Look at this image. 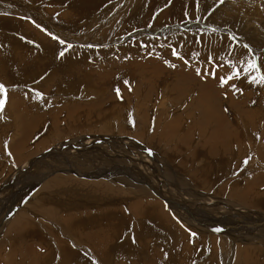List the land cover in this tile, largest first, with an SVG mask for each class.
I'll return each mask as SVG.
<instances>
[{
	"label": "bare ground",
	"instance_id": "6f19581e",
	"mask_svg": "<svg viewBox=\"0 0 264 264\" xmlns=\"http://www.w3.org/2000/svg\"><path fill=\"white\" fill-rule=\"evenodd\" d=\"M9 45L10 42L1 45L7 50L8 55L10 54L8 52ZM25 52L27 50L21 49L18 55ZM29 53L31 54V52ZM36 55L39 56L38 65L41 69V66H45L47 63L43 58L48 59L50 65L52 58L54 59V57L51 58L46 47ZM158 56H161L160 53ZM158 56L148 58L145 56L138 60L130 59L129 62L121 65L119 63L112 65L109 62L108 66L105 65L110 68L104 69V72L99 70L92 73L91 70L79 71L78 69L77 77L69 81L68 87L75 85L76 82L83 85L88 82L91 87L95 81L92 90L96 87L97 89L106 87L113 91L111 94L104 95L107 98V101H104L106 104L101 102L91 106L87 113L93 117L102 116L107 110L116 111L122 104V100L136 99L135 106L137 111L139 110L143 115V121H150L152 117L149 114L154 111L152 106L146 110L141 108L143 103L153 102L156 105L159 103L161 93L165 94L164 98L171 104V108L178 111V114L174 120L165 123L168 132L161 133V139L167 143L171 141V132L180 130L183 125H187L189 119L190 121H188L192 125L187 127L186 132L182 135L183 141L188 145L186 149H188L189 157H177L176 155L173 157L174 161H172V157H152L151 159L140 157L136 155V147L127 145V143L125 151L116 150L123 157H110L108 153H102L100 149L85 147L84 145H89L87 142L90 137L84 139L83 143L81 140L73 141L74 146L71 144V148L65 147L64 151L59 150L62 148L58 147L56 153L59 154L57 155L55 153L49 157L43 154L36 157L26 164L22 172L19 171L15 174V182L10 183V185H14L21 174L28 176L25 192L21 199L17 197L20 199L19 202L13 200V196L12 199H7L6 195L3 200H13L12 206H6L5 202L0 203V242H2V237H5L0 245L2 264H88L86 259L88 255H96L105 263L110 257L126 256L139 258L142 264H169L171 259L174 263V258L175 264H188L206 250V245L208 259L212 261L210 264H214V262L218 264L219 262H216L215 259L221 254H224L226 259L223 262L226 264H231L232 261L233 264H264V210L260 209L264 206V145L253 148L254 156L247 165L248 171L247 167L246 169L241 167V161L246 159L249 153L251 154L250 149L252 148L247 146L248 142L242 137V133H247L249 130L251 133L262 129L260 138L264 140V107L256 110V102L247 96L241 97L242 92H236L235 81L233 78L227 79L232 75H228L229 69L226 71L224 65L216 67L213 64L207 65L204 61L188 62L187 60L182 62L181 59H162ZM2 59H7L8 63L13 62L5 57ZM21 60L19 59V61ZM55 60L57 61V59ZM1 63L0 72L4 74V82L8 83L7 79L13 80L12 67L10 65L9 69V65L4 66L5 62ZM79 63L82 65L84 62ZM16 67V74L23 73L25 70L19 64ZM32 69L35 70L34 67ZM31 77L33 76L31 75ZM21 78L23 77L19 79ZM223 79L227 80V83L221 87ZM56 81L57 84L64 82L61 78ZM160 87L165 90L161 92ZM223 88L224 91L221 90ZM51 90L53 88L45 89L44 93H49ZM116 90H119L120 100L117 96L115 97ZM70 91L72 92V89H68L66 92ZM56 92H58L57 89ZM187 93H193L194 98L187 99ZM15 95L8 93L9 99L5 104V111L9 114L10 129L16 130L20 135L18 143L12 145V150L17 157L18 153H23L24 142L28 138H32L36 132H40L46 122L43 120L44 113L36 112L32 105H29L28 108L27 105H24L28 100L26 102L23 95L26 99L32 97L30 93H15ZM99 96L103 97V95ZM133 97L135 99H132ZM240 101L243 102L239 105ZM155 110L154 112L158 111V109ZM236 113L244 122L245 132L238 129L240 127L234 118ZM72 114L73 112L67 111L65 114H60L59 118L53 117V122L51 120L50 123L56 126L57 123H67L69 120L70 125H73L76 116ZM67 115L68 117H66ZM145 115L149 117H145ZM40 124H43V127ZM95 138L96 140L100 139ZM195 138L200 140L198 148L205 150L195 149L196 145L193 147ZM101 140L104 138L101 137ZM90 143L92 144V142ZM60 151L64 153L61 154ZM90 153H96V157H90ZM177 153L179 156L181 150H178ZM38 161L39 163H37ZM141 161L144 162L145 169L149 166L148 172L141 171ZM171 162L179 170L185 172L190 179L189 183L171 175V172L162 170L164 165L169 166L167 168H173ZM240 167L242 171H237ZM57 171L58 173H55ZM236 172L238 176H236ZM114 173L113 179L117 183L127 186V189L114 191L99 187L110 186L105 181H93L96 183L95 185L86 181L90 179L86 178V175L93 174L97 177L104 174L110 178ZM51 175L55 180H51L47 184L58 179L71 182V186L63 190L66 193H63L64 197L66 195V200L56 194L49 196L50 193H55L58 190H46L41 192V195L33 202V209H21L23 213L27 212V214H21L19 206L29 204V199L26 202L24 199H27V196ZM177 175L182 177L179 172ZM66 176L71 177L67 179ZM227 179L229 181H226ZM188 186L194 188L189 191L190 194L187 191H182L184 187ZM87 190L89 192L97 190L102 193L101 195L105 194L101 200L105 202L110 200L112 204L102 206L101 203L99 207L97 201L93 204L97 206H92L94 197L95 200H100L101 195L96 197V191L94 197L87 195ZM197 190L203 191L199 193ZM205 191H212V194L206 195ZM73 192L77 196L72 200L70 197L73 196L71 194ZM215 194H221L224 200L221 199L222 201L219 202L218 197L222 196L217 197ZM117 195L118 199H116ZM152 195L176 206L172 205L167 208L162 203L158 204L152 200ZM59 196L61 195L59 194ZM188 196H190V200L187 199ZM181 199L190 202L184 204ZM36 206L39 208V211L36 210L37 214L34 212ZM14 209L17 211L14 212ZM164 209L169 210L165 211ZM167 211L184 224L172 218ZM212 230H215V233H212ZM162 236L166 239V243ZM156 237H161L163 241L157 239L166 244L165 246L162 243L164 255L158 249L154 251L150 249L154 247H150V243H153V240L157 241ZM2 245L4 248H1ZM149 250L151 251L149 252ZM204 263L208 264L207 261L202 264Z\"/></svg>",
	"mask_w": 264,
	"mask_h": 264
},
{
	"label": "rangeland",
	"instance_id": "374dc122",
	"mask_svg": "<svg viewBox=\"0 0 264 264\" xmlns=\"http://www.w3.org/2000/svg\"><path fill=\"white\" fill-rule=\"evenodd\" d=\"M27 11L29 12V14ZM184 13L192 18V23L190 25H187V30L184 31L185 33L181 32V37H177L175 34L174 38L172 36V38L169 37L167 40L163 41L162 35L165 33V31L161 30L160 33L156 34L157 32H159V30L156 29H159L164 25L169 26L168 30H173L174 27H176L177 29H179L180 27L184 28V25H180V22L185 19V16L183 15ZM29 19L32 20L33 24L29 23ZM198 19L203 21V23ZM0 20V39L2 38L0 40V47L2 44L10 42V49H8V52L10 54L13 52L11 58H9L10 54L8 55V53H6L7 50H5L7 46H4L5 49L3 47L0 48V66H2L1 62H5L4 66L9 65L10 69L11 65L13 71V80L11 81V79H7L8 83H6V81L4 82V74L0 72L2 73L0 74V84L4 86V94L6 95V97H4L2 92H0V100H4V104H7L9 99L7 97L8 93H13V96H16L15 93H18L17 87H19V89H21L22 87V91H18L20 93H30L32 97L30 96L29 98H34L35 100H31L32 103H30V100H28V103L32 104V106L35 107L34 110L36 112H41L40 108L44 107V105L36 104L42 101L43 98H40L38 95H36V92L40 91L44 93L45 89L53 88V90L49 92V96L45 98V100L48 101V105L50 102L49 111L46 113L42 111L44 113L43 120L46 122V124L44 127L43 124H40L43 127L42 130L40 132H36L32 138L30 137L24 142L23 153H18L16 157L15 152H13L12 150V145L18 143V136H20L17 131H13V129H10L8 123L6 124L7 126L2 125L3 128H6H0V203L5 202V205L8 207L12 206L13 200H18L19 202L23 192H25V189L27 187L28 176H26L25 174H21L20 178L22 180L18 178V181L14 185H10V183H12L13 181L15 182L14 175L19 173V171L22 172L25 169L24 167L26 166V164L31 160L36 159V157L42 156L43 154L50 157L52 154H55L57 152L58 147L62 148L63 145H66L65 147L67 148H71L70 145L73 141L81 140V143H83L84 139H89L88 137H90L89 142H87L89 143V145L84 146L88 148L95 147L96 149H100L102 150V153H108L110 157H123L122 155H119L117 151H125V149H127L125 146L126 143L127 145L136 147V155H139L140 157H148L150 159L152 157H172V161L175 160L173 157H176V155L177 157H189L188 149H186L188 145L185 144L182 138V135L186 132V128L192 125L191 122H189V119V121L187 120V125H183L180 130L178 129L171 132V141L167 143L166 141L164 142V140L161 139V133L168 132V128L165 127V123L174 120L178 114V111H175L173 108H171V104L168 103V100L166 98H164L165 94L161 93V97L158 100L159 103H156V105L153 102H147L143 103V106H141V108H144L145 110L149 106L154 107V111H156L155 109H158L157 112L152 111V114H149V116L152 117L150 121H143V115H141L139 110L137 111V108L135 106L137 101L134 97L132 99L135 100H128L129 102L126 100H122V104L124 107L121 104L119 109L117 108L118 110L116 109V111L107 110L105 113H103L102 116H99L100 118L93 117L92 115H89L87 113L89 112L91 106L96 103H105L107 101V98L104 95H106V93L111 94L113 93V91L108 88L106 89V87H101L98 89L96 87L94 90H92L95 81L93 86L91 87L88 85V82L85 85L76 82L75 85H71L70 87H68L69 81L77 77L78 69L79 71L91 70L92 73L99 70L104 72V69L107 70L110 68L107 67V63L109 62H111L112 65H116L117 63L121 65L129 62L130 59L138 60L142 57L144 58L145 56L147 58L153 56L156 57L159 55V53L161 56L158 57L162 59H179L173 58L171 56L170 49H168V47H165V41H167L169 44L188 41H192V43H194V36H197L198 34L190 35V33L197 29L198 33H203L199 36L200 44L196 49L176 48V54H180V56L178 57H181V55L182 57H185L188 54L195 55L196 58H188V62L204 61L207 65L213 64L216 67L224 65V69L226 71L229 69L228 75H232V78L235 81L236 92H242L241 97L247 96L253 102H256V110L258 108L260 109V107H264V83H262L264 82V0H223V2H221V0H0ZM176 20H178L177 24L171 23ZM44 32L51 34L53 37L60 38V40H52V36ZM153 32L155 34L154 36H160V42L163 47H161L160 45H158L160 46L158 47L156 45L145 44L146 42L150 43V36H152L151 34H153ZM229 33L236 36V40H234L232 38V35H230ZM216 34L224 41V48L226 49V52L221 51V56L212 57V51L210 49H206L205 45H207V43L219 44V39L215 38ZM168 36L169 34L165 33V37ZM206 36L208 38H204ZM202 39L204 40V44ZM135 41H139L140 44L134 45L133 42ZM229 41L235 43L236 46L233 44L227 45L226 42ZM192 43L191 45H193ZM44 46L46 47V49H48V53L50 54L51 58L54 57V59H57L58 62L56 60L54 61V59L52 58L50 65L48 59L43 58L45 60V63H47L45 66H41V69L38 65L39 56H37L36 53L38 54L41 52V49H45ZM152 46L153 48H155V52L150 55ZM21 49L27 50V52L31 49L29 51L31 52V54L29 52V54L25 52L24 54L18 55V52ZM14 52L17 54H15ZM62 52L63 55H60V53ZM27 56L28 58H26ZM3 57L11 59V61L13 62L8 63L7 59H2ZM218 58L221 60H218ZM19 59L22 60L19 61ZM26 59L29 60L27 61ZM226 59H231L234 62L228 60L227 62L229 63L226 64ZM59 61H61L60 64L63 65L60 66V64H58ZM81 61L84 62V67H82L83 64L81 65L79 63ZM53 63L55 64L52 65ZM252 63H255L256 67L252 68L251 71L248 69V67ZM17 64L25 69L23 73H15ZM58 65L59 67H57ZM32 67L35 68L34 71ZM46 67L49 68L45 69ZM54 69L57 71H55ZM230 70L232 71V73ZM234 73L236 74L235 76L233 75ZM251 73H254L255 75L253 76L251 75ZM31 75L33 77H31ZM36 75H38L39 77ZM20 77H23L25 79L21 81L23 78L19 79ZM26 77L28 80L26 79ZM60 78L64 81V84H57L56 79L60 80ZM127 83L129 84V82ZM23 85L25 87H29V89L26 90L25 88H23ZM56 89L58 90V92H56ZM68 89H72V92H66L68 91ZM162 90L165 89L163 87H160L161 92ZM221 90L224 91V88ZM232 90H234V88H232ZM119 94V90L118 92L116 90L115 97L117 96L120 100L121 97L118 96ZM99 95H103V97ZM186 98L191 100L192 98H194V94L187 93ZM189 100H186V102H189ZM42 102H44V100ZM242 102L243 101H240L239 105ZM55 103L57 104V106L54 108ZM29 104L25 103L24 105L29 106ZM5 108L3 111L5 113H0V116L4 115L5 118L2 117L3 119L10 120L8 117L9 114L6 113ZM67 111L73 112V114L76 116L75 123L73 125H70L69 120L67 121V123H57L56 126H53L50 123L53 117L59 118L60 114H65V112ZM234 115L233 116L236 119V123L240 127L238 129H242V131L245 132L244 122H242L241 117L238 113ZM149 116L145 115V117ZM66 117H68V115ZM10 130L13 132V134L11 136H8ZM249 131L247 133H242V137H244L246 139V142H248L247 146L252 147L250 149L251 154L249 153L248 156H246L247 158L241 161V167L244 169H246L247 167V171V165L251 162V159L254 156L253 148H258L264 145V140H261L260 138L262 129H259L258 131H252L251 133H249ZM95 137L100 138L98 140H100L101 143H95L97 141ZM101 137H103L104 140H101ZM33 139H36L34 143L30 141ZM90 142H92V144ZM199 142L200 140L198 138H195V140L193 141V147H195L196 145L195 149L199 147ZM47 149H50V154L44 153ZM198 149L205 150L202 148ZM52 150H54V152H51ZM178 150H181V154L179 156L177 153ZM60 153L63 154L64 152L60 151ZM57 154L59 153H56L55 155ZM70 154H73V152H70ZM89 155L90 157H96V153H90ZM143 161H141L140 163V169L142 168L141 171L146 173L148 172V170H150V168L149 166H147L145 169ZM245 161L246 163H244ZM37 163H39V161ZM198 164L199 162L197 163V165ZM167 167L169 166L164 165L162 167V170L168 173L171 172V175L181 178L185 182L189 183V177L186 176L185 172H183L181 169L179 170V168L175 166L173 162H171V167H173L174 169ZM241 167L238 168L237 171H242ZM178 172L182 174L183 178L180 175L176 176ZM55 173H58V171ZM113 175H115V173L112 174V177L110 178H107L106 176H104V174L97 177H95V175L93 174L91 176L86 175V178L91 179H88L86 181H89L91 185L96 184L93 181H105V183L110 186L102 185L99 187L108 188L114 191H116L117 189H127V186L117 183L113 179ZM23 176L25 177L22 178ZM52 176L53 175L48 177L35 191H32L30 195L27 196V199H24H29V204H22L21 206H19V210L33 209V202H35L36 199L41 195V192L46 190H58L57 192L55 191V193H50L49 196H53L51 194H56V196L58 195V197H64L63 195L66 193H64L65 191L63 190L69 188L71 186V182L65 179H58L51 184H47L49 181L55 180ZM236 176H238L237 172ZM70 177L71 176H66L65 178L68 179ZM226 181H229V179H227ZM183 189V192L187 191V193L190 194L189 191L194 188L188 186L184 187ZM95 191L90 190L89 192L87 190V195H93L94 197L95 194L96 197H99V195L102 194L97 190ZM202 191L200 190L198 192L202 193ZM74 193L75 192L71 193L73 195L70 197L72 200L77 196V194L75 193V195ZM59 194L61 196H59ZM205 194H212V191H205ZM6 195L8 197L7 199L10 200L13 197L14 199L12 201H4L3 197H5ZM215 195L217 197L222 196L221 194ZM17 197L20 199H18ZM65 197L63 198V200H66ZM104 197L105 194L99 197L100 200H95L96 198L94 197L92 206H97L93 205L94 202L97 201L99 203V207L101 206V203L102 206L112 204L110 200H107L106 202L101 200ZM117 197L118 195L116 196V199H118ZM151 197L152 200L156 201L158 204L162 203L167 208H170L172 205L174 207L176 206L158 198L157 196L154 197V195H152ZM187 199L190 200V196H188ZM221 199L224 200L223 196L218 197L219 202L222 201ZM181 200L184 204H189L190 202L188 200ZM260 209L264 210V206L260 207ZM36 210L39 211L38 206L34 208L35 214L38 213ZM13 211L15 212L17 210L14 209ZM167 212L168 214L170 213L169 211ZM25 213L27 214L26 211ZM25 213H23L21 210V214ZM171 217L175 218L174 215H172ZM176 220L182 223L181 220ZM247 225L250 226V224ZM108 228L110 229V227ZM158 232H160V230H158ZM211 232L215 233V230H212ZM3 237L0 245L3 243V240H5V237ZM157 238L162 241L163 239H165L164 236H162L163 239L161 237H156L155 240L157 241L153 240V243H150V247L154 246V249H150L152 251L158 249L164 255V248H162V243H164L166 239L164 240V242H162ZM165 243L164 245L166 246ZM1 248H4V246L2 245ZM205 248L206 252L204 251L198 257L199 259L194 258L195 260L192 261V263H189L202 264L203 262L207 261L208 264H210L212 261L208 259L209 254H207V245L205 246ZM151 250H149V252ZM223 255L224 254H221L216 257L215 260H217L216 262H219L218 264L224 263L223 261H225L226 258ZM96 257V255H88L86 257V259L88 260V264H122L124 262H126L127 264H142L141 260L136 257H110L108 261H106V263L100 257ZM173 262L174 263H172L171 259L169 264H175V258L173 259ZM0 263L2 264V260L0 261ZM214 264L217 263L214 262ZM231 264H233V261Z\"/></svg>",
	"mask_w": 264,
	"mask_h": 264
},
{
	"label": "snow or ice",
	"instance_id": "6c2138e0",
	"mask_svg": "<svg viewBox=\"0 0 264 264\" xmlns=\"http://www.w3.org/2000/svg\"><path fill=\"white\" fill-rule=\"evenodd\" d=\"M221 2H223V0H221ZM53 38H55V37H53ZM60 55H63V52L60 53ZM255 67H256V66H255V63H252V64L249 65V68H250V69L255 68ZM197 74L199 75V72H198ZM233 75L235 76L236 74L234 73ZM228 79L230 80V79H232V77H229ZM254 79H255V78H254ZM226 83H227V80H222L220 86H221V87H224V85H225ZM3 91H4V86H3L2 84H0V92H3ZM117 91H118V90H117ZM4 103H5L4 100H0V110L3 109V107H4ZM150 154H151V153H150ZM245 163H246V161H245ZM193 235H194V234H193Z\"/></svg>",
	"mask_w": 264,
	"mask_h": 264
},
{
	"label": "crops",
	"instance_id": "0c3cea01",
	"mask_svg": "<svg viewBox=\"0 0 264 264\" xmlns=\"http://www.w3.org/2000/svg\"><path fill=\"white\" fill-rule=\"evenodd\" d=\"M173 38H174V37H173ZM1 123H2L3 125H6V124L8 123V121H6V122H2V121H1ZM4 128H6V127H4ZM4 128H3V129H4ZM10 128H11V126H10Z\"/></svg>",
	"mask_w": 264,
	"mask_h": 264
}]
</instances>
